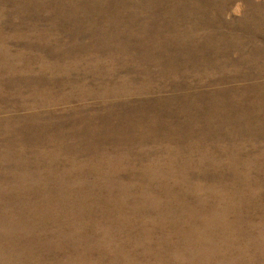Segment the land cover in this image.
Segmentation results:
<instances>
[{
	"label": "rangeland",
	"instance_id": "obj_1",
	"mask_svg": "<svg viewBox=\"0 0 264 264\" xmlns=\"http://www.w3.org/2000/svg\"><path fill=\"white\" fill-rule=\"evenodd\" d=\"M115 258L264 264V0H0V264Z\"/></svg>",
	"mask_w": 264,
	"mask_h": 264
},
{
	"label": "bare ground",
	"instance_id": "obj_2",
	"mask_svg": "<svg viewBox=\"0 0 264 264\" xmlns=\"http://www.w3.org/2000/svg\"><path fill=\"white\" fill-rule=\"evenodd\" d=\"M76 154H77V151L74 152L73 154H69V155L76 156ZM88 157L91 158L92 155L90 154V155H88ZM66 165L70 166L71 168L77 167V165L75 163H73V162H69ZM62 174H63V177L66 176V175H68V173H62ZM59 183H60V185H59L58 190H60V192L67 191L68 190L64 186V180H60ZM56 200L59 203H72V202H74V200H72L71 198L65 197V196L60 197V198H58ZM122 205H123L122 203H119V206H122ZM58 213L61 216V218L64 220L65 227H66V236L64 238H55L56 245H57V249L60 252L68 251V254L67 255L70 258V262H72V258L70 256L74 252H77V247H78V245L80 246V239H82V235H83V232H84V224H85V222L83 221L84 219H82V218H80L78 216H75V215L71 214L70 212H68L66 209H64L62 207L58 209ZM44 215H46V213H44ZM48 220L49 219H47V222H48ZM116 221L118 223L120 220L119 219H115V221L113 223H115ZM106 225L108 226V225H110V223L109 224H106L105 223V226ZM100 226H102V225H98V226H94V227H95V229L98 230L100 228ZM27 229L30 230V231H40V227H28ZM98 231L100 232L101 230H98ZM52 232H54V231H52ZM96 241H98V238H89L86 241V246L85 247H88L90 244H92V243H94ZM48 242L53 243L52 241H48ZM25 245H27V247L29 249L28 252H25V253H29L32 249L36 248V246L34 244H31V243H25ZM90 250H91V248L89 249V251ZM109 250L110 249H107L106 251H109ZM181 256H182V253L180 251H178L177 254H176L175 259H177V258H179ZM117 257H119V256H117ZM163 263L164 264H170V262L169 263L163 262ZM86 264H90V263H86ZM96 264H105V263H96ZM111 264H123V263L120 261V259L115 258L111 262Z\"/></svg>",
	"mask_w": 264,
	"mask_h": 264
},
{
	"label": "trees",
	"instance_id": "obj_3",
	"mask_svg": "<svg viewBox=\"0 0 264 264\" xmlns=\"http://www.w3.org/2000/svg\"><path fill=\"white\" fill-rule=\"evenodd\" d=\"M87 156H88V155H87ZM89 159H90V158H89ZM82 168H87V164L84 165V166H82V167H79V169H82ZM85 173H86V172H85ZM84 181H85V180H83V179H82V180H81V179H79V180H78V179H75L74 182H70V183L67 182V184H69V185H74V186H75V185H77V184H79V183H84Z\"/></svg>",
	"mask_w": 264,
	"mask_h": 264
}]
</instances>
